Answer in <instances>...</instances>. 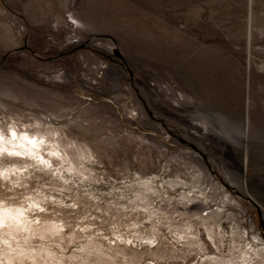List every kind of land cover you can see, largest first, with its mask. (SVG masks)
<instances>
[{"label":"rangeland","instance_id":"1","mask_svg":"<svg viewBox=\"0 0 264 264\" xmlns=\"http://www.w3.org/2000/svg\"><path fill=\"white\" fill-rule=\"evenodd\" d=\"M13 125L75 142L78 170L59 173L0 150V199L62 225L35 248L66 264H264L242 253L264 246V0H0V128ZM205 203L221 230L203 226ZM157 226L166 239L143 245Z\"/></svg>","mask_w":264,"mask_h":264},{"label":"bare ground","instance_id":"2","mask_svg":"<svg viewBox=\"0 0 264 264\" xmlns=\"http://www.w3.org/2000/svg\"><path fill=\"white\" fill-rule=\"evenodd\" d=\"M9 130L11 135L0 128V150L13 153H27L31 156V159H34L37 163L39 162L38 159H40L42 166H44L43 163L48 166L51 165L50 167H52L53 170H58V173L61 170H78L77 164L70 156L68 149L72 144H75V142L69 141V143L66 142L62 144L61 133L58 132V129L40 127L39 125V127L34 130L38 133L35 135L25 133L27 129L20 132L22 130H16L14 125L11 126ZM81 150L84 158L91 162L93 156L90 150L85 146H83ZM14 159L19 161L18 158ZM21 163L25 164V167H27L28 163L26 160H22ZM10 166L11 169L14 170V172H10V174L16 173L17 169L24 167L16 164H11ZM4 171L6 170L3 169L0 164V174L6 177L8 174ZM144 184L149 187L153 186L152 180L149 178L144 180ZM181 196L185 197V195ZM34 204H37V202L33 200L26 205L5 202L0 199V264H28L29 262L31 264H66L64 256L58 255L53 249L45 246L35 248L33 245H30L34 239H43L47 237L48 234L50 236L60 235V229L62 227V225L54 220H43L39 216H34L32 214V206ZM203 218H205V216ZM257 238V236H253V240H257ZM21 241L27 244V248L22 247ZM90 243L93 246H97L93 241ZM248 244L249 250L242 251L244 255L250 252L256 257L264 259V246H256V244L250 241ZM102 253L108 255L104 251H102Z\"/></svg>","mask_w":264,"mask_h":264},{"label":"built area","instance_id":"3","mask_svg":"<svg viewBox=\"0 0 264 264\" xmlns=\"http://www.w3.org/2000/svg\"><path fill=\"white\" fill-rule=\"evenodd\" d=\"M149 179H152V178H149ZM194 200H195V198H193ZM199 199V198H198ZM192 200V199H191ZM157 201V199L155 200V202ZM196 201H198V200H196ZM154 202V201H153ZM153 204H155V203H153ZM205 206L206 207H204V209L201 211V212H199V214H198V217H199V219L201 220V216H206V215H208V214H210V215H213V213H215V214H217V218L216 219H208L207 221H206V223H204V227L206 228V227H212V228H215V229H217V230H221V228H222V226H223V224H224V222H225V220H224V217L222 218L221 217V215H223L224 216V211H223V209H219V207H216V208H213V209H215V211H213V212H211V210L212 209H210V206L207 204V203H205ZM222 218V219H221ZM236 225V224H235ZM236 227V226H235ZM243 233H246V230L245 231H242ZM244 235V234H243ZM163 238H165L164 236H163V234H162V232H161V230H159L158 229V226H157V228L155 229V231H154V233H152L151 235H143L142 236V244L144 245V244H147V245H149V246H156V244L158 245V244H160V243H162V240H163ZM208 237H206V240L209 242V243H212L209 239H207ZM166 239V238H165ZM181 239L182 238H179V237H177L176 238V240H175V242H176V244H177V246H181L182 245V243L181 242H184V241H181ZM117 241H118V239H117ZM164 241V240H163ZM111 242L113 243L114 242V240H111ZM197 242H199L200 243V239H198L197 240ZM172 247L173 248H176V246H175V244H174V242H173V240H172ZM198 243V244H199ZM203 247H204V245H203ZM173 256V257H172ZM172 256H168V258L166 257L165 259H160V260H147V261H145V262H143L142 264H179V262H181V261H178L177 259H175V256H174V254H172ZM195 258H197V259H199L198 261H197V263H196V261H194V262H188L187 264H201L202 262H203V260H205V259H208L211 263H212V261H211V259L212 258H215V259H217V256L216 255H205L204 253L203 254H196L195 255ZM183 262V261H182ZM181 262V263H182ZM185 262V261H184ZM183 264V263H182Z\"/></svg>","mask_w":264,"mask_h":264}]
</instances>
